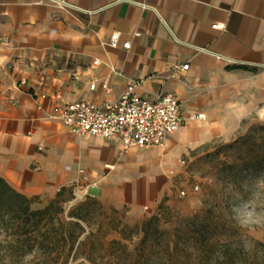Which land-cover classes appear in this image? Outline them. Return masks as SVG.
Here are the masks:
<instances>
[{
    "label": "crops",
    "instance_id": "0c3cea01",
    "mask_svg": "<svg viewBox=\"0 0 264 264\" xmlns=\"http://www.w3.org/2000/svg\"><path fill=\"white\" fill-rule=\"evenodd\" d=\"M58 1L75 9L0 0V176L45 205L72 190L136 222L165 194L184 153L230 134L264 103V0ZM113 34L118 48L109 46ZM135 81L144 98L170 93L180 102L184 126L164 148L124 151L55 118L67 103H114ZM171 150L178 167L163 166Z\"/></svg>",
    "mask_w": 264,
    "mask_h": 264
},
{
    "label": "rangeland",
    "instance_id": "374dc122",
    "mask_svg": "<svg viewBox=\"0 0 264 264\" xmlns=\"http://www.w3.org/2000/svg\"><path fill=\"white\" fill-rule=\"evenodd\" d=\"M175 154L173 150L164 152L163 166L178 167ZM180 161L185 165L171 175L165 194L154 208L143 210L139 220L130 223L128 210H118L124 216L123 222L131 228L140 227L144 221L158 216L160 228L167 232L151 241L142 257L141 253L136 257L135 248L141 237H135L131 245L133 255L119 264H196L197 254L185 245L187 241L182 235L189 222L210 213L222 222H232L236 230V236L229 239L232 250H244L252 260L259 252L258 244H264V103L258 104L230 134L189 149ZM195 186L199 187L198 191H194ZM182 191L186 192L184 197L180 195ZM73 195L75 199L66 206L67 211L88 197L75 196L74 192ZM65 197L69 198L70 194ZM101 204L108 212L114 209ZM44 206L39 200L33 208ZM176 234L181 236L179 248L166 254L165 246ZM8 238L0 235V264H42L33 254L21 261H11L2 248ZM75 264L90 263L79 261Z\"/></svg>",
    "mask_w": 264,
    "mask_h": 264
},
{
    "label": "trees",
    "instance_id": "16d2710c",
    "mask_svg": "<svg viewBox=\"0 0 264 264\" xmlns=\"http://www.w3.org/2000/svg\"><path fill=\"white\" fill-rule=\"evenodd\" d=\"M74 199L72 190H62L43 208L34 209L39 198L17 192L0 176V235L9 237L2 246L9 259L21 261L33 254L42 264H119L133 255L135 237H141L135 254L142 257L151 241L167 233L160 228L158 216L131 228L118 210L108 212L90 196L67 211ZM182 236L196 252V264H264V244H258L259 252L249 260L244 250L230 246L229 239L236 236L232 222H222L211 213L189 222ZM180 237L176 234L165 246L166 254L176 252Z\"/></svg>",
    "mask_w": 264,
    "mask_h": 264
},
{
    "label": "built area",
    "instance_id": "2783aa9c",
    "mask_svg": "<svg viewBox=\"0 0 264 264\" xmlns=\"http://www.w3.org/2000/svg\"><path fill=\"white\" fill-rule=\"evenodd\" d=\"M56 2L62 8L75 7L58 0H46ZM142 7L156 11L142 5ZM213 29H221L214 25ZM139 37L140 34H135ZM119 34H113L109 41L112 48L119 47ZM131 48V42L123 44L124 50ZM198 52L208 53L204 49L195 48ZM219 59H222L219 57ZM94 64H98L95 60ZM187 71L189 64L178 68ZM141 87V81H135L127 87L126 91L114 103L97 106L86 101H76L63 105L55 117L63 125L70 128L73 133L84 137H96L102 140L116 142L122 145L124 151L150 148H164L169 136L177 133L185 123L179 100L170 93H163L155 101L140 96L137 89ZM93 82L91 90H95ZM103 88L108 90L107 82ZM202 115L193 118H201ZM185 165V162H182ZM80 174L87 180L85 171ZM199 187L195 186L194 191ZM181 197L186 195L181 192Z\"/></svg>",
    "mask_w": 264,
    "mask_h": 264
}]
</instances>
